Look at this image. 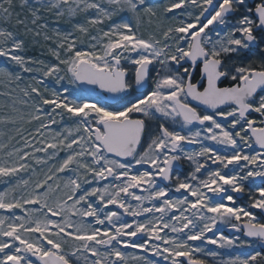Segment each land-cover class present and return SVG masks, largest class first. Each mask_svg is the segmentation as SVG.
<instances>
[{
    "label": "snow or ice",
    "instance_id": "obj_1",
    "mask_svg": "<svg viewBox=\"0 0 264 264\" xmlns=\"http://www.w3.org/2000/svg\"><path fill=\"white\" fill-rule=\"evenodd\" d=\"M0 59V264H264V0H0Z\"/></svg>",
    "mask_w": 264,
    "mask_h": 264
},
{
    "label": "rangeland",
    "instance_id": "obj_2",
    "mask_svg": "<svg viewBox=\"0 0 264 264\" xmlns=\"http://www.w3.org/2000/svg\"><path fill=\"white\" fill-rule=\"evenodd\" d=\"M29 55H37L38 54V50H32L28 53ZM4 61L2 59H0V65H3ZM238 203H244L243 200L238 201ZM211 235V234H209ZM198 243V242H197ZM209 247H213V246H209ZM132 251V250H129Z\"/></svg>",
    "mask_w": 264,
    "mask_h": 264
},
{
    "label": "water",
    "instance_id": "obj_3",
    "mask_svg": "<svg viewBox=\"0 0 264 264\" xmlns=\"http://www.w3.org/2000/svg\"><path fill=\"white\" fill-rule=\"evenodd\" d=\"M225 234L228 235L229 233L226 231Z\"/></svg>",
    "mask_w": 264,
    "mask_h": 264
}]
</instances>
